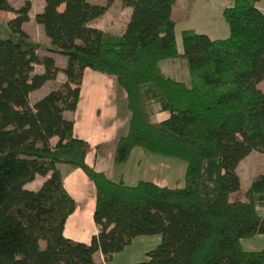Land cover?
Segmentation results:
<instances>
[{
    "label": "trees",
    "instance_id": "trees-1",
    "mask_svg": "<svg viewBox=\"0 0 264 264\" xmlns=\"http://www.w3.org/2000/svg\"><path fill=\"white\" fill-rule=\"evenodd\" d=\"M114 1L45 0L34 18L49 41L39 55L23 29L30 5L14 11L0 0V12L16 15L6 23L10 35L0 37V264H95L98 251L108 260L152 236L160 241L146 260L129 264H264V249L241 245L264 235V172L244 192L237 172L251 152L264 155L261 0H233L222 11L225 39L183 30L181 50L177 0H120L131 9L122 34L91 27ZM50 54L66 59L63 69ZM169 59L186 62L187 81L162 72ZM86 69L114 77L126 94L130 119L114 162L126 163L136 147L181 161L183 187L126 185L86 163L90 146L64 116L76 110ZM59 72L65 81L30 104V93ZM153 105L168 117L153 122ZM58 165L82 170L94 184L98 232L89 243L64 236L75 202ZM38 177L45 178L39 188H25Z\"/></svg>",
    "mask_w": 264,
    "mask_h": 264
},
{
    "label": "crops",
    "instance_id": "crops-1",
    "mask_svg": "<svg viewBox=\"0 0 264 264\" xmlns=\"http://www.w3.org/2000/svg\"><path fill=\"white\" fill-rule=\"evenodd\" d=\"M179 1L180 0H178L177 2ZM125 8L129 11L128 16L130 17L131 9L127 7ZM129 17L127 18V21ZM176 27L177 24L175 26V31ZM213 39L221 38L213 37ZM51 56L54 57L56 66L59 69H63L66 65V59L56 54H52ZM172 61L175 63L181 60L178 59ZM42 70L43 68L40 66L38 73H41ZM59 74L62 75V78H60ZM64 81L65 78L63 74L59 72L56 76L55 81L46 82L43 86L52 83L51 86L49 84L50 88H48V90L50 91L51 89H53L55 84H59ZM263 83L264 80L259 84V86L261 87ZM43 86L40 89L31 92L30 95L34 92L40 91ZM42 97L41 94L38 96L36 95L35 101ZM35 101H33L32 103H34ZM153 109L154 114L152 116V119H154V122H160L168 117V114L165 112H161L157 105H153ZM64 116L66 119L71 120L74 123L73 135L76 138L85 140L90 146V150L88 151L85 158L86 163L89 166L93 167L96 171L104 173L107 178H109L107 172H110L111 169L113 171L120 167L130 165L134 156H136V160L134 163L135 167L133 166L134 170L141 167L143 159L145 164H147V158L153 159L154 161L152 162L154 163H161L160 161H158L160 160V158H157L158 162H155L156 158L149 157L147 153L137 147L131 151L130 157L126 163L116 164L114 162L116 145L118 139L121 136L125 135L127 132L130 112L127 109L126 94L118 86L115 78L112 76L96 73L94 71H91L90 69H86L82 78L80 97L77 103L76 110L74 112H65ZM156 116H159V119H157ZM168 164L170 165L171 163ZM58 169L62 174L65 190L74 199L75 202L74 212L68 217L64 226V236L74 241L89 243L92 235H95L98 232V228L96 227L93 220V214L95 210L94 184L80 169H76L68 165H58ZM123 175H118V179L112 180L123 181ZM169 175L170 176H159L160 178L154 176L153 179L149 181L160 187L181 188L184 186V181L182 186L174 185L177 183V181H179V179L175 178L176 176L173 173ZM44 179L45 178L38 177L33 182L27 184L25 188L36 190L42 184ZM138 181L140 180L132 177L129 180V185H135ZM255 239H257L258 241L257 245L259 247H256L254 244H250L248 240H242L241 245L243 249L247 251H259L264 249V243H262V241H264V235L256 236ZM159 241V236H152V238L138 237L133 240L130 246L125 248L120 253L113 254L108 260H105L103 255L99 251L96 252L94 254V262L95 264H122V262L124 261L121 260L126 259L120 258L121 256L117 258L118 255H123V253H126L128 249H136L138 247L142 248L146 257V253L151 250L150 247L147 246H152L153 244L157 245Z\"/></svg>",
    "mask_w": 264,
    "mask_h": 264
},
{
    "label": "rangeland",
    "instance_id": "rangeland-1",
    "mask_svg": "<svg viewBox=\"0 0 264 264\" xmlns=\"http://www.w3.org/2000/svg\"><path fill=\"white\" fill-rule=\"evenodd\" d=\"M10 6L17 11L25 4H29L28 17L29 20L23 25L24 30L29 34V36L38 44L40 48L38 53L40 55L48 54L45 52L44 47L48 45L49 41L44 34V31L40 25L35 23V15L42 12L45 0H7ZM91 3L95 4H104L105 0H88ZM178 1V0H177ZM233 0H180L176 3L175 9L173 8L172 17L176 21L177 27L175 31L176 43L178 50H181V38L180 33L186 29H193L197 33L207 35L209 38L213 37L225 39L229 35V29L227 24L224 22L222 17V11L231 5ZM257 8L264 14V0H261L257 3ZM63 6L59 8L62 10ZM129 11L122 5L120 0H115L112 5L107 9L106 13L100 18L96 19L91 27L104 30L103 32H110L114 34H122L125 29V24L127 21ZM16 15L13 12L2 11L0 12V37L6 38L10 35L9 30L6 26L7 21L15 18ZM227 35V36H226ZM223 37V38H222ZM54 58V57H53ZM178 60V59H174ZM176 64V65H174ZM40 69L39 65L34 67V71L38 72ZM160 69L166 75L173 77L179 81H187L188 78V69L185 61L173 62L171 59L165 60L161 63ZM60 78L62 75L59 74ZM50 86L52 83H49ZM49 84L43 86L40 91L34 92L30 95L29 102L32 103L35 101L36 95L41 97L48 93ZM58 84V83H57ZM55 84V85H57ZM60 84V83H59ZM58 84V85H59ZM54 85V86H55ZM54 88V87H53ZM259 88L264 91V83L259 86ZM153 108V106H152ZM158 115V114H157ZM159 119V116L157 117ZM154 122V119H152ZM149 157L156 158L155 162L160 161L161 163H154L153 159H144L142 160V165L140 168L134 170V163L136 156L132 159V163L125 167H120L116 170L111 169L108 173L110 180L118 179V175H123V182L126 185H129V180L134 177L138 180H152L153 177L160 178L159 176H170L169 174H175V178H178L174 185H183V173L185 171V164L181 161L164 158L156 154H147ZM157 158L160 160L157 161ZM150 161V162H149ZM168 163H171L170 165ZM173 163V164H172ZM134 166V167H133ZM238 175L241 181V188L244 192L250 185V182L259 174L264 172V155L259 152H251L245 159H243L237 169ZM112 173V174H110ZM114 177V178H113ZM116 182L118 180H115ZM178 186V187H179ZM240 197L243 199V196L234 194L232 198ZM152 238V237H151ZM256 238V237H255ZM245 239L254 244L256 247L258 241L257 239ZM247 241V242H248ZM264 243V241H262ZM152 245V244H151ZM156 244H153L150 249H153ZM137 246V245H135ZM245 247V246H244ZM139 249V250H138ZM131 250V251H130ZM126 259L121 260L123 263H135L140 261H145L146 257L142 248L138 247L136 249H128L123 255H118L117 258Z\"/></svg>",
    "mask_w": 264,
    "mask_h": 264
}]
</instances>
